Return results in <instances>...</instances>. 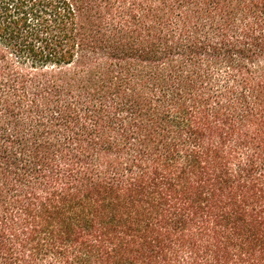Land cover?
Wrapping results in <instances>:
<instances>
[{"label":"trees","instance_id":"1","mask_svg":"<svg viewBox=\"0 0 264 264\" xmlns=\"http://www.w3.org/2000/svg\"><path fill=\"white\" fill-rule=\"evenodd\" d=\"M0 264H264V0H0Z\"/></svg>","mask_w":264,"mask_h":264}]
</instances>
